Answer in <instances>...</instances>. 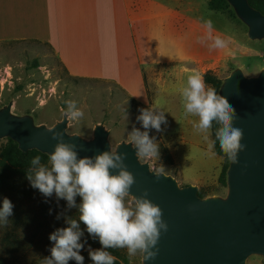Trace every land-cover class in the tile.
<instances>
[{
  "label": "crops",
  "instance_id": "crops-1",
  "mask_svg": "<svg viewBox=\"0 0 264 264\" xmlns=\"http://www.w3.org/2000/svg\"><path fill=\"white\" fill-rule=\"evenodd\" d=\"M208 8L202 0H0V41L45 43L71 76L117 85L141 108L165 112L167 123L150 133L165 140L166 174L201 189L219 183L224 158L209 147L212 135L193 129L197 118L184 116L180 90L240 45ZM206 20L227 47L210 50Z\"/></svg>",
  "mask_w": 264,
  "mask_h": 264
},
{
  "label": "water",
  "instance_id": "water-1",
  "mask_svg": "<svg viewBox=\"0 0 264 264\" xmlns=\"http://www.w3.org/2000/svg\"><path fill=\"white\" fill-rule=\"evenodd\" d=\"M248 27L253 40L264 39V14L251 6L249 0H225ZM218 95L225 97L235 110L232 126L242 129L237 163L229 160L226 174V199H202L194 185L181 187L167 174L155 171L140 162L136 150L123 142L118 153H125L124 164L135 183L129 194L134 197L148 192L149 199L162 210L168 230H161L154 260L143 264H247L253 254L264 255V71L247 77L237 69L222 83ZM65 115L55 126L35 125L29 116L12 114V104L0 110V139L9 138L23 152L37 150L50 155L58 141L52 132L63 134L65 143L76 145L78 158L95 157L111 151L110 132L97 125L92 140L67 133ZM117 174L116 170H110ZM155 251V249H153Z\"/></svg>",
  "mask_w": 264,
  "mask_h": 264
},
{
  "label": "rangeland",
  "instance_id": "rangeland-1",
  "mask_svg": "<svg viewBox=\"0 0 264 264\" xmlns=\"http://www.w3.org/2000/svg\"><path fill=\"white\" fill-rule=\"evenodd\" d=\"M202 1L208 4L209 0ZM217 15L222 16L224 29L235 33L234 36L240 45L235 52L224 58L217 71L211 72L220 78L222 83L237 69L247 77H257L264 71V39L249 38L248 27L229 3L228 8L217 12ZM66 101H75L77 107L84 112L82 119L69 121L68 134L78 135L89 141L94 138L95 127L103 125L110 132V149L116 151L118 145L128 143V134L133 127L141 132L148 131L149 137L154 138L159 146V156L139 160L147 163L152 171L158 172L162 169L160 173L166 174L169 160L164 138L153 135L150 129L145 130L142 127L136 120L140 114L138 109L141 107L128 99L117 85L103 80L71 76L53 49L45 43L0 41V110L12 104L13 115L29 116L35 125L51 128L63 120L67 108ZM8 139H0L1 144L5 145ZM179 185L185 187L180 183ZM28 191L30 195L27 197H20L17 193L0 196V205L4 198H8L14 205L13 215L9 217L8 223L0 224V241L7 237L12 242L13 239L16 240L9 251L1 249L6 264H42L43 258L50 256V234L58 228L67 227L66 220L77 218L78 215L76 208L69 209L67 202L58 200L55 194L45 197L32 187L28 188ZM199 196L202 199H226L227 184L223 186L219 182L214 186L199 188ZM131 197L130 195L129 199ZM80 202V197H76V203ZM81 231L84 232L81 238L84 248L80 255L84 257V264H93L88 249L101 247L96 245L95 239L89 236L83 224ZM120 251L128 260H119L121 264H143L142 255L137 254L130 258L126 249ZM69 264L76 262L70 260ZM247 264H264V255H251Z\"/></svg>",
  "mask_w": 264,
  "mask_h": 264
},
{
  "label": "clouds",
  "instance_id": "clouds-1",
  "mask_svg": "<svg viewBox=\"0 0 264 264\" xmlns=\"http://www.w3.org/2000/svg\"><path fill=\"white\" fill-rule=\"evenodd\" d=\"M203 26L208 34L206 38L212 41L210 50L227 47L229 40L211 35V20L204 21ZM180 96L184 116L197 118L192 121L193 129L207 141L214 124L217 125L215 140L228 160L237 163L238 153L245 149L241 144L243 131L232 126L236 114L227 99L206 84L198 72L187 77ZM66 105L65 117L68 121L83 118L84 112L75 101H66ZM138 112L140 114L136 120L145 130L155 129L159 132L161 125L167 123L165 112L156 108H140ZM49 131L52 132V139L58 142L48 157V164L41 163L39 156L34 157L26 178L31 187L39 190L43 196L55 194L58 200L67 202L69 209L76 208L78 215L66 220L67 227L58 228L50 234V256L43 258L42 264H69L70 260L84 264V257L80 255L84 248L81 224L89 236L98 239L102 246L95 250L89 247L88 255L93 264H115L116 257L108 249H126L130 258L140 254L144 261L154 260L159 251L156 245L161 230L167 232L168 226L162 220L160 207L146 198L147 191L129 199L135 178L124 164L126 154L111 150L95 157L78 158L76 145L65 143L61 132ZM214 143H210L209 147H214ZM128 144L136 150L138 158L159 156V146L154 138L149 137L148 131L141 132L133 127L128 134ZM110 170H116L117 174H112ZM161 171L155 173L157 179ZM76 197H80L79 204ZM13 207L8 198L3 199L0 224L8 223L13 215Z\"/></svg>",
  "mask_w": 264,
  "mask_h": 264
},
{
  "label": "trees",
  "instance_id": "trees-1",
  "mask_svg": "<svg viewBox=\"0 0 264 264\" xmlns=\"http://www.w3.org/2000/svg\"><path fill=\"white\" fill-rule=\"evenodd\" d=\"M252 7L264 14V0H249ZM208 7L211 11L221 12L228 8V3L225 0H209ZM203 78L206 84L211 85L215 88L217 94L222 85V80L218 78L213 72L208 71L204 73ZM217 125L214 124L212 129V139L214 143V152L223 157L225 162L220 176V184L226 185V174L229 167V160L223 154L220 149L219 142L215 140V130ZM167 152L169 164H172V158ZM39 156L41 158V163L47 165L49 155L41 153L37 150H31L28 152H23L19 149L18 144L13 140L8 139V142L3 145L0 141V196L9 195L12 193H17L20 197H27L30 195L28 188L31 187L30 182L27 177V170L31 167V160ZM200 196L202 194L200 193ZM16 240L13 242L10 239L4 238L0 241V264H6L5 259L1 255V249L9 251V248L14 246ZM96 245L102 247L98 241L95 239ZM112 255H114L117 260L115 264H121L119 260H128L121 253L120 249H108Z\"/></svg>",
  "mask_w": 264,
  "mask_h": 264
}]
</instances>
